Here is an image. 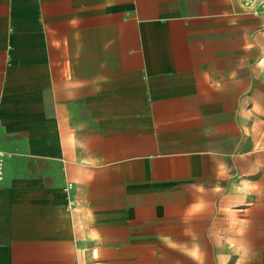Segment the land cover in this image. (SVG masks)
Returning <instances> with one entry per match:
<instances>
[{
	"label": "crops",
	"instance_id": "crops-1",
	"mask_svg": "<svg viewBox=\"0 0 264 264\" xmlns=\"http://www.w3.org/2000/svg\"><path fill=\"white\" fill-rule=\"evenodd\" d=\"M0 264H264V0H0Z\"/></svg>",
	"mask_w": 264,
	"mask_h": 264
},
{
	"label": "built area",
	"instance_id": "built-area-1",
	"mask_svg": "<svg viewBox=\"0 0 264 264\" xmlns=\"http://www.w3.org/2000/svg\"><path fill=\"white\" fill-rule=\"evenodd\" d=\"M5 159V153L0 150V183L3 181L4 178Z\"/></svg>",
	"mask_w": 264,
	"mask_h": 264
}]
</instances>
